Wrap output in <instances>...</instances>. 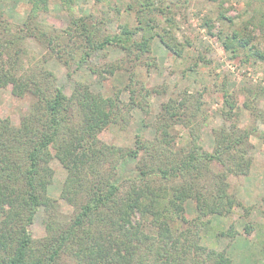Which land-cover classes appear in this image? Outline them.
Returning a JSON list of instances; mask_svg holds the SVG:
<instances>
[{
    "label": "trees",
    "instance_id": "obj_1",
    "mask_svg": "<svg viewBox=\"0 0 264 264\" xmlns=\"http://www.w3.org/2000/svg\"><path fill=\"white\" fill-rule=\"evenodd\" d=\"M84 1L91 2L90 10L77 15L76 0H28L27 15L18 25L0 14V90L31 98L18 125L0 120V264H232L226 251L207 248L202 239L213 217H229L240 208L248 218L251 211L236 190L251 171L250 137L264 143L256 126L258 120L264 124L259 104L264 87L246 86L238 92L244 98L241 108L253 120L244 127L239 125L237 97L223 94V124L212 129L211 151L201 144L207 117L199 93L172 92L156 111L149 102L160 94L155 88L127 86L124 102L118 93L104 96L76 83L66 96L46 67L50 59L69 70L96 52L118 50L123 55L119 62L90 71L100 79L124 69L134 76L137 67L156 69L151 56L155 39L176 60H184L192 44L191 38L179 36V21H189L191 0ZM197 1L216 5L199 20L200 26L229 60L241 57L243 64H264L259 40L264 37V0H246L245 19L229 16L223 0ZM51 3L68 15L65 30L40 23L39 15ZM102 6L131 17L133 24L120 22L110 31L112 19L103 16L106 10L99 11ZM218 23L222 25L216 29ZM31 44L42 51L40 56ZM198 63H209L203 52L189 69ZM135 108L152 118L148 126L155 130L153 139L137 134L133 148H123L98 138L111 124L127 128ZM176 127L187 135L179 148ZM52 160L66 170L60 198L73 208L66 220L59 218L58 203L47 191L54 175ZM126 160L136 162L137 176L118 184L116 173ZM188 201L194 203L190 219ZM40 207L45 235L34 239L32 223ZM251 232L247 222L239 232L231 224L218 235L233 239L239 234L251 242Z\"/></svg>",
    "mask_w": 264,
    "mask_h": 264
},
{
    "label": "rangeland",
    "instance_id": "obj_2",
    "mask_svg": "<svg viewBox=\"0 0 264 264\" xmlns=\"http://www.w3.org/2000/svg\"><path fill=\"white\" fill-rule=\"evenodd\" d=\"M27 1L0 0V14L2 13L6 19L18 25L27 15ZM165 1L176 2L178 0ZM112 2L114 1L112 0ZM191 3V7L186 10L189 21H183V19L179 21V36L181 38L186 36L192 40L191 47H187L188 55L185 56L184 60H176L160 44L158 39H155L152 44L151 56L157 65L156 69H150L147 72L145 69L137 67L134 70V76L124 69L117 71L114 76L104 74V79H100L90 71L91 67L102 68L105 64L119 62L123 55L120 51L113 49L96 52L88 62L80 66L72 64L69 70L55 59L48 60L46 67L56 77L57 85L60 86L66 96L72 94L76 83L82 84L90 92L101 93L104 96H113L118 93L119 99L124 102H127L129 98V92L125 89L127 86H132L137 91L155 88L160 94L149 97V102L153 110L156 111L159 104L165 102L172 92L176 94L179 90L180 92L188 90L191 93L201 94L202 107L207 117L201 131V144L205 150L211 151L213 147L212 129L223 124L221 109L224 93L233 94L237 97L238 107L241 109L238 117L240 127L253 124V120L249 118V113L241 108L244 98L238 92L246 86L259 85L264 87V64L253 61L243 64L241 57L229 60L217 41L208 39L206 29L200 26L199 20L205 15H211L216 5L207 4L203 6L197 0H191ZM51 4L48 11L41 12L39 15L40 23L59 31L65 30L69 22L68 15L58 4ZM246 6V0H223V8L228 10V15L231 17L240 16V19H245L246 14H243V11L247 8ZM90 7L91 2L76 0L73 10L75 14L82 15L88 13ZM105 10L107 14L103 16L112 19L109 26L110 31H113L120 22L126 21L133 24L132 18L127 17L124 13L117 16L114 10H107L104 6L99 8L100 12ZM221 25L218 23L216 29ZM223 27L227 28V25H223ZM259 40L264 46V37H260ZM31 45L35 53L40 56L42 51L35 44ZM206 45L211 48L210 52H205L204 46ZM200 52H203L209 63L205 65L198 63L196 69L190 70L189 67L193 66L192 59L196 58ZM30 102V97L16 98L8 90L1 89L0 120L7 118L12 125H18L20 117L27 114ZM259 104L260 108L264 110V98L260 100ZM131 115L132 119L127 128L122 129L118 125L111 124L98 134V138L102 142L123 148H133L137 134L145 139H153L155 130L152 126H148L152 118L144 117L139 108L133 109ZM144 124H147L146 127L143 126ZM256 126L259 131L264 133V124L260 120ZM174 130L178 134L175 140V148H179L187 140L186 131L179 127ZM249 142L251 145L249 154L252 157L251 171L243 185L236 190L237 198L251 208L248 218H243V211L240 208H235L229 217H213L210 229L202 239V244L207 248L226 251L232 260V264H264V143L255 136H251ZM135 165L136 162L133 160H126L121 163L116 173V182L120 184L127 178L136 177ZM50 167L54 175L51 184L48 186V195L58 203L59 218L66 220L73 212V208L60 198L66 170L57 160H52ZM193 205V201L186 203V217L188 219L193 215ZM42 218L43 208L40 207L32 223L31 233L34 239H40L45 235ZM247 222L251 223L252 226L251 238L253 241L251 242L239 234L233 239L218 235L228 231L231 224L234 225V230L239 232Z\"/></svg>",
    "mask_w": 264,
    "mask_h": 264
}]
</instances>
